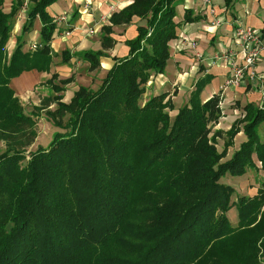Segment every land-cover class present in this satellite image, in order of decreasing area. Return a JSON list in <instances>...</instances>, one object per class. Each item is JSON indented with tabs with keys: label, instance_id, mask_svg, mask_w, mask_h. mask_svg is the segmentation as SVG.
I'll return each instance as SVG.
<instances>
[{
	"label": "trees",
	"instance_id": "trees-1",
	"mask_svg": "<svg viewBox=\"0 0 264 264\" xmlns=\"http://www.w3.org/2000/svg\"><path fill=\"white\" fill-rule=\"evenodd\" d=\"M177 1L134 0L102 28L101 51L62 53V63L79 56L90 73L98 71L116 45L114 28L135 17L145 22L97 89L80 87L66 103L62 93L75 79L52 75V95L33 113L44 110L59 131L48 147L27 154L37 123L11 83L25 72H51L57 22L48 9L58 0H29L23 34L38 19L42 48L24 51L19 37L12 55L8 43L25 0H13L9 12L0 0V264L264 263V181L256 196L237 200L222 183L258 163L264 171V99L244 106L222 132L215 130L222 93L202 103L198 86L176 114L170 93L145 98L180 27L201 20L190 10L177 21ZM241 131L247 140L228 157Z\"/></svg>",
	"mask_w": 264,
	"mask_h": 264
},
{
	"label": "crops",
	"instance_id": "crops-1",
	"mask_svg": "<svg viewBox=\"0 0 264 264\" xmlns=\"http://www.w3.org/2000/svg\"><path fill=\"white\" fill-rule=\"evenodd\" d=\"M12 1L5 0V6H8L9 11ZM133 1L58 0L50 6L48 12L57 22V31L51 47L58 56L51 64L50 73L34 70L12 80L11 87L19 99L24 100L34 96V91L41 84H46L53 74L58 75L59 81L75 76L76 81L67 85L62 93L63 101L66 103L73 99L80 87L97 89L115 64L114 58L128 56L130 48L127 47L126 41L137 37V27L145 25L144 21L135 17L131 26L114 28L112 35L116 45L108 52V56L100 59L101 68L98 71L90 73L88 71L90 65L79 56L73 57L68 64H64L61 55L64 51H69L73 56L81 52L101 51L102 28L110 25L109 19L112 14L127 8ZM176 4L177 21H184L185 12L190 10L193 11V17H199L201 20L180 27L177 40L170 44L171 56L163 74L165 79L163 82H152L154 86L151 88V94L170 93L176 114L179 108L188 104L198 86L202 87L200 95L202 103L222 93L223 116L215 130L226 132L242 116L244 106L253 103L260 107L263 104L264 51L262 60L255 66V76L247 77L241 86L236 87L225 86L230 77V67L222 57L234 51L236 60L239 63L243 61L240 48L234 38V30L238 25L259 30L264 41V0H179ZM22 8L14 21L15 28L8 43L10 55L13 54L19 37L23 39L24 51L33 41H41L42 24L38 19L32 31L23 34L31 5L25 0ZM90 30H94L95 33L89 35ZM67 33L70 35L66 36ZM259 131L264 137V125ZM246 140L244 132L241 131L235 138L234 147L230 148L228 157L239 150ZM258 168V171L252 170L242 177L234 178L230 175L224 177L222 183L230 185L236 191L234 200L239 196L253 198L258 194L260 184L264 181V171L261 170L259 163ZM231 213L234 214V220L230 218ZM228 217L233 225L239 222L235 208L228 212Z\"/></svg>",
	"mask_w": 264,
	"mask_h": 264
},
{
	"label": "built area",
	"instance_id": "built-area-1",
	"mask_svg": "<svg viewBox=\"0 0 264 264\" xmlns=\"http://www.w3.org/2000/svg\"><path fill=\"white\" fill-rule=\"evenodd\" d=\"M234 31L236 45L240 48L243 61L239 63L236 60L234 51L226 53L222 57L230 67V77L225 84L226 87L241 86L247 77H254L255 66L262 60V53L264 51V41H262V34L259 30L238 25ZM94 33V30H90L88 34L92 35ZM68 35L70 33L66 34V36ZM40 48H42V44L33 41V43L29 44L28 51L34 52Z\"/></svg>",
	"mask_w": 264,
	"mask_h": 264
},
{
	"label": "rangeland",
	"instance_id": "rangeland-1",
	"mask_svg": "<svg viewBox=\"0 0 264 264\" xmlns=\"http://www.w3.org/2000/svg\"><path fill=\"white\" fill-rule=\"evenodd\" d=\"M27 3L29 4V0H27ZM5 9L8 10V12H9L8 6H5ZM163 74H162V76L157 75L155 78H153L149 82V88L147 89L148 93L145 96V98H147V97L150 98V95L152 92L151 91L152 84H153L152 82H154V81H157V83L163 82V80L165 79L163 77ZM156 78H158V79H156ZM73 79H75V76H73ZM75 81H76V79H75ZM39 87H38L39 89L37 88L34 91V96H30L29 98L21 100V101H23L22 104L24 106V109H26V114L31 115V116H33V114H34V120L37 123V137L38 138L36 140V143L31 148L28 149L27 154H29L30 152H35L38 147H48L50 142L53 140V135L59 131L55 127V125L51 122V120L48 119L46 112L44 110L39 111L38 114L33 113L35 111V107H40L41 102L45 98H48L50 95H52V92H51L49 86L47 85V83L41 84ZM159 87H162V86H159ZM160 94H162V93H160ZM171 94H172V92H171ZM171 114L173 116V112H171ZM222 144H223V141H219L218 146H217L220 152H222L223 148H224V147H222L223 146ZM5 150H6L5 143L0 141V154H3L5 152ZM258 170H259V168L257 170H253V171H258ZM250 171L251 170H249L248 172H250ZM230 218H232V220H234V214L233 213H231Z\"/></svg>",
	"mask_w": 264,
	"mask_h": 264
}]
</instances>
